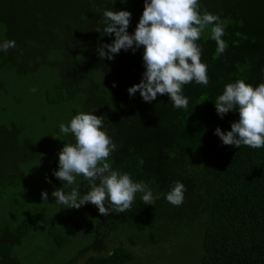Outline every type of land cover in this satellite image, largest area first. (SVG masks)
<instances>
[{
  "label": "trees",
  "instance_id": "trees-1",
  "mask_svg": "<svg viewBox=\"0 0 264 264\" xmlns=\"http://www.w3.org/2000/svg\"><path fill=\"white\" fill-rule=\"evenodd\" d=\"M199 3L224 22L227 47L217 55L205 30L198 43L209 84L185 85L188 107L177 109L168 94L150 103L139 91L129 95L145 71L143 46L112 60L98 56L115 39L103 35V11H130L132 34L144 0H0V42L16 41L0 51V101L4 86L13 95L9 108L0 104V201L36 163L59 168L64 144L75 142L60 124L79 112L102 116L117 146L112 169L159 197L145 205L137 193L130 210L106 217L82 205V230L92 228L89 249L97 251L82 264H264V148L224 145L215 129L231 130L239 113L221 117L214 102L228 83H264V0ZM177 181L186 188L180 206L165 198ZM77 186L81 195L89 190L82 176ZM25 208L0 224V264H23L19 248L36 225L35 211ZM49 236L65 247L63 228L51 225Z\"/></svg>",
  "mask_w": 264,
  "mask_h": 264
},
{
  "label": "clouds",
  "instance_id": "clouds-1",
  "mask_svg": "<svg viewBox=\"0 0 264 264\" xmlns=\"http://www.w3.org/2000/svg\"><path fill=\"white\" fill-rule=\"evenodd\" d=\"M144 5L132 34L128 32L130 11H103L106 25L103 35L114 34L115 39L99 46L98 56L101 60L105 57L112 60L122 49H131L135 53L143 46L145 71L141 81L128 89L129 95L134 96L139 91L143 100L150 103L158 94H168L175 108L187 109L189 100L183 94L184 86L192 82L203 86L209 84L207 65L202 62L198 41L210 28V36L217 44V55L223 54L227 47L222 38L224 22L207 9L201 12L199 0H144ZM96 31L100 32L99 29ZM15 47L14 39L0 42L3 52ZM113 86H116L115 82ZM214 102L221 117L230 111L239 113L231 130L215 129L224 145L264 148V83L253 86L244 79L228 83ZM60 132L65 136L72 134L75 142L64 144L59 153V170L53 174L67 185H75L77 177L82 176L88 182L89 190L81 195L79 186L68 192L58 188L52 192L55 202L63 208L75 209L91 203L105 217L113 212L130 210L137 193H143L145 205L155 204L159 197H154L144 182H134L128 173L112 169L108 158L117 146L103 128L102 116L79 112L69 123L60 124ZM185 191V185L177 181L165 198L172 205L180 206ZM42 201H48L46 190L42 192Z\"/></svg>",
  "mask_w": 264,
  "mask_h": 264
},
{
  "label": "rangeland",
  "instance_id": "rangeland-1",
  "mask_svg": "<svg viewBox=\"0 0 264 264\" xmlns=\"http://www.w3.org/2000/svg\"><path fill=\"white\" fill-rule=\"evenodd\" d=\"M13 81L18 84V79ZM0 104L10 107L13 95L6 86L2 89ZM55 111V110H54ZM53 112V111H52ZM44 113H47V109ZM36 163V168L31 175L21 184L16 186L11 193L6 194L0 201V224H6L19 217L21 209H32L35 211L36 225L27 239H23L19 253L23 264H82L84 259L93 253L96 242H92L90 231L92 228L86 226L81 209L63 208L64 206L55 202L52 192L63 188L65 192L70 191L75 185H67L58 179L53 173L58 169L49 168L46 163ZM29 173V174H30ZM49 180L51 182H49ZM78 180V177H77ZM77 183V182H76ZM48 192V201H42V192ZM60 226L67 239L62 249H57L55 243L49 238L50 226ZM88 235V236H87ZM110 243V241H108Z\"/></svg>",
  "mask_w": 264,
  "mask_h": 264
}]
</instances>
